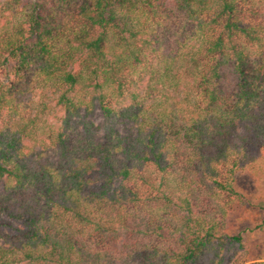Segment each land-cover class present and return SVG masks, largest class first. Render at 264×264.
Masks as SVG:
<instances>
[{
    "label": "trees",
    "instance_id": "trees-1",
    "mask_svg": "<svg viewBox=\"0 0 264 264\" xmlns=\"http://www.w3.org/2000/svg\"><path fill=\"white\" fill-rule=\"evenodd\" d=\"M243 171L264 0H0V264H264Z\"/></svg>",
    "mask_w": 264,
    "mask_h": 264
},
{
    "label": "rangeland",
    "instance_id": "rangeland-1",
    "mask_svg": "<svg viewBox=\"0 0 264 264\" xmlns=\"http://www.w3.org/2000/svg\"><path fill=\"white\" fill-rule=\"evenodd\" d=\"M101 111L94 120L100 123ZM235 188L244 194L242 202L234 205L228 216L231 233H242L245 241L242 261L264 260V172L253 174L246 171L238 173Z\"/></svg>",
    "mask_w": 264,
    "mask_h": 264
}]
</instances>
